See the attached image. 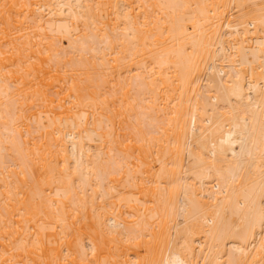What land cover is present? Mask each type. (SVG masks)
<instances>
[{"label": "bare ground", "instance_id": "bare-ground-1", "mask_svg": "<svg viewBox=\"0 0 264 264\" xmlns=\"http://www.w3.org/2000/svg\"><path fill=\"white\" fill-rule=\"evenodd\" d=\"M0 264H264V0H0Z\"/></svg>", "mask_w": 264, "mask_h": 264}]
</instances>
